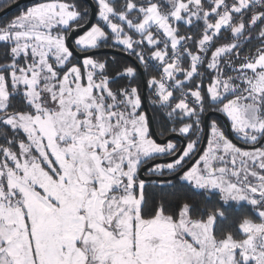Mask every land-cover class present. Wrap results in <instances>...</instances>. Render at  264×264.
<instances>
[{"label": "snow or ice", "instance_id": "snow-or-ice-1", "mask_svg": "<svg viewBox=\"0 0 264 264\" xmlns=\"http://www.w3.org/2000/svg\"><path fill=\"white\" fill-rule=\"evenodd\" d=\"M15 2L0 264H264V0Z\"/></svg>", "mask_w": 264, "mask_h": 264}, {"label": "water", "instance_id": "water-1", "mask_svg": "<svg viewBox=\"0 0 264 264\" xmlns=\"http://www.w3.org/2000/svg\"><path fill=\"white\" fill-rule=\"evenodd\" d=\"M32 2H33V0H18L17 2L13 3L11 9L7 10V11H8V13H10L12 10L17 8V5L21 6V5L32 3ZM3 16H4V13L0 12V17H3ZM100 54L117 55V56H119V57H121L123 59L128 60L130 63L133 62V59L131 57H127V56H124L123 54L115 53V52H113L112 50H109V49L101 50Z\"/></svg>", "mask_w": 264, "mask_h": 264}, {"label": "trees", "instance_id": "trees-1", "mask_svg": "<svg viewBox=\"0 0 264 264\" xmlns=\"http://www.w3.org/2000/svg\"><path fill=\"white\" fill-rule=\"evenodd\" d=\"M18 0H16V2H17ZM31 3H28V4H24V5H21L20 7H23V6H25V5H30ZM18 8H16V9H14V10H12L10 13H8V15L9 16H11V15H13V14H16L17 12H18ZM103 50V49H102ZM132 58V57H131ZM117 59L120 61V63L121 64H124V63H130L128 60H126V59H123V58H121V57H119V56H117ZM133 59V58H132Z\"/></svg>", "mask_w": 264, "mask_h": 264}]
</instances>
